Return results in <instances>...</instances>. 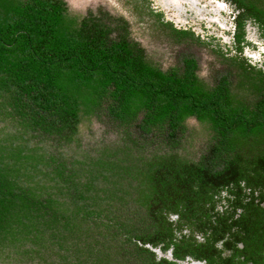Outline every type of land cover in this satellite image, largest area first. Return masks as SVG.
Here are the masks:
<instances>
[{
  "label": "trees",
  "instance_id": "16d2710c",
  "mask_svg": "<svg viewBox=\"0 0 264 264\" xmlns=\"http://www.w3.org/2000/svg\"><path fill=\"white\" fill-rule=\"evenodd\" d=\"M232 1L264 25V0ZM125 22L0 0V264H176L148 248L161 244L177 260L264 264V69L219 47L208 80L189 54L163 69ZM165 24L176 45H212ZM189 118L206 132L199 157ZM94 122L108 137L83 142Z\"/></svg>",
  "mask_w": 264,
  "mask_h": 264
},
{
  "label": "rangeland",
  "instance_id": "374dc122",
  "mask_svg": "<svg viewBox=\"0 0 264 264\" xmlns=\"http://www.w3.org/2000/svg\"><path fill=\"white\" fill-rule=\"evenodd\" d=\"M64 1L66 2L69 11L76 15H86L88 11L95 12L101 9L107 12V17L111 16L113 19L115 17H123V19L126 21L125 25L129 39L136 41L141 45L145 55L148 58V61H150L152 64L160 66L163 69H167L168 67L177 65L180 61L179 56L181 53L193 55L196 57V59L198 60L199 67L198 73L204 80L210 79L211 76H218L219 71L222 69V67H220L219 62L215 60V55L212 53L210 48L208 49L204 45H199L198 42L191 44L183 43L182 45L175 44L171 27L166 26L165 24V22H171L167 21L165 18L162 19V15V18L159 17L155 10L154 13H152L151 11L152 9L157 8V5L155 3L158 2V0ZM221 1H225L227 3L230 2L226 0ZM185 127L188 131L191 130L193 134V139H187V141L185 142V146L187 148H191L194 157L195 155L199 157V155H201L200 153L205 152L207 148L206 145L204 146V144L206 143V138L204 137L206 132L204 128L199 125V123L194 118H189L185 123ZM105 131L106 128H104L97 122H94L91 125V129L89 131H85L86 135H89V137L85 138L83 142L93 141L96 143L97 140L101 139V137L107 138L108 134H105ZM112 138H114V136L110 135V139ZM245 194L249 195L247 190H245ZM257 195L258 193L254 194V196ZM224 197L222 199L224 201H222V203L220 202L217 204L216 209L219 210L218 212H223L224 208L228 204ZM173 217L174 215H170L169 219L173 221ZM182 234L188 235V229H183ZM193 239L198 242L204 240L201 234L193 235ZM167 258L170 259L169 257ZM19 259L20 258L14 257L9 262V264H17V261H19ZM177 264L191 263H187L186 261H180Z\"/></svg>",
  "mask_w": 264,
  "mask_h": 264
},
{
  "label": "flooded vegetation",
  "instance_id": "af4514ba",
  "mask_svg": "<svg viewBox=\"0 0 264 264\" xmlns=\"http://www.w3.org/2000/svg\"><path fill=\"white\" fill-rule=\"evenodd\" d=\"M226 1L230 2L221 0H158V2H154L157 5L154 10L160 17L163 16L162 19L165 18L174 24L177 29H190L196 37L199 36L201 40L209 41L208 43L212 44L209 46L212 53L219 47L226 57H244L248 60L246 63L249 67L264 69V25L261 27L253 17L244 18L242 15L247 11L243 12L244 10L231 0ZM242 32L243 39L238 43ZM186 43L189 44V42ZM245 190L249 195L251 194L249 188L245 187L244 192ZM220 196L222 197L221 203L224 201L222 200L224 196L226 201L230 198L227 190H223ZM227 209L228 204L223 211ZM215 211L219 210L215 208ZM238 213L240 210L237 211L235 219L238 217ZM177 218L178 216L174 215L173 222H176ZM222 244L223 241L217 244L219 249L222 248ZM150 248L156 250L153 253L157 255L158 261L166 259L176 264L180 261L205 264L203 261L193 260L190 257H186L185 260H177L173 257V248H169L165 253L162 252V244ZM238 248H243L242 243H238Z\"/></svg>",
  "mask_w": 264,
  "mask_h": 264
},
{
  "label": "water",
  "instance_id": "95a60500",
  "mask_svg": "<svg viewBox=\"0 0 264 264\" xmlns=\"http://www.w3.org/2000/svg\"><path fill=\"white\" fill-rule=\"evenodd\" d=\"M148 247H149V246H148ZM149 248H150V247H149ZM150 250H153V251H155V249H151V248H150Z\"/></svg>",
  "mask_w": 264,
  "mask_h": 264
}]
</instances>
